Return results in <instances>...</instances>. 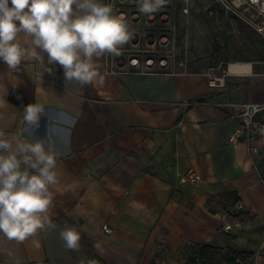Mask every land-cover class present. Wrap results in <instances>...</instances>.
I'll use <instances>...</instances> for the list:
<instances>
[{"label": "crops", "instance_id": "1", "mask_svg": "<svg viewBox=\"0 0 264 264\" xmlns=\"http://www.w3.org/2000/svg\"><path fill=\"white\" fill-rule=\"evenodd\" d=\"M210 12L205 22L189 5L179 15L177 9L179 50L184 42L191 50L187 59L172 58L168 71L112 73L105 53L96 58L98 77L81 85L65 81L62 67L48 64L46 55L44 62L25 59L16 70L0 61V138L44 140L58 174L48 212L56 227L22 242L0 233V264H155L165 256L171 264H191L180 256L191 245L264 264V139L255 141L258 166L244 141L229 140L237 121L219 105L264 100V39L223 7ZM160 13L143 14L129 31L120 67L128 52L155 42ZM218 22L224 25L216 40ZM19 39L23 44L27 37ZM219 40L241 44L243 58L227 61L229 76L213 86L209 73L219 75L222 67ZM232 63L250 66L232 71ZM35 103L45 112L31 126L24 109ZM191 172L202 181L186 179ZM236 199L249 217L228 233L221 212ZM65 225L79 233L78 250L65 247Z\"/></svg>", "mask_w": 264, "mask_h": 264}, {"label": "clouds", "instance_id": "2", "mask_svg": "<svg viewBox=\"0 0 264 264\" xmlns=\"http://www.w3.org/2000/svg\"><path fill=\"white\" fill-rule=\"evenodd\" d=\"M136 2L148 15L167 4ZM21 34L27 37L23 44ZM128 39L124 17L102 0H0V61L10 70L25 59L44 62L46 55L48 64L62 67L65 81L91 84L99 75L96 58L119 55L118 48ZM44 112L41 105L29 104L24 120L38 126ZM57 183L56 156L44 140L0 138V233L22 242L38 230L55 228L48 212L53 200L50 186ZM60 237L67 249H79L74 227L65 225Z\"/></svg>", "mask_w": 264, "mask_h": 264}, {"label": "built area", "instance_id": "3", "mask_svg": "<svg viewBox=\"0 0 264 264\" xmlns=\"http://www.w3.org/2000/svg\"><path fill=\"white\" fill-rule=\"evenodd\" d=\"M220 2L224 9L232 15L241 19L248 27L255 31L262 39H264V0H216ZM170 2V8L165 6L160 9L161 24L158 27L156 40L152 44L140 47L135 51L128 52L126 68L120 67L118 64V55L108 53V63L110 72H139L150 73L154 71H168L172 58L178 59L179 56L187 59L191 50L189 43L184 42L183 51L179 50L180 37L179 25L175 19L177 11V0H167ZM106 5L113 9V13L117 16H123L129 27V31L136 28V23L141 20L143 13L139 11L136 0H107ZM185 10H188L185 8ZM151 15V14H150ZM144 14V16H150ZM125 49L120 46L118 52H123ZM264 63V62H263ZM186 66V65H185ZM216 69V68H215ZM213 70V68H211ZM220 74H211L210 84L219 86L224 83V80L229 76L227 68H220ZM260 75L264 76V72ZM220 106L230 108L232 112L230 116L237 121V127L229 135L231 142L244 141L247 144L248 152L252 157L254 164L258 165L257 154L260 148L255 144L257 139H264V100H246V101H225L220 102ZM186 179L200 182L202 177L196 173H188ZM264 184V178L262 179ZM224 219L223 230L228 233H233L240 230L249 217V211L245 204L236 199L231 204L227 205L221 212ZM106 233H112L111 227L104 226ZM191 255L185 246L180 253V256L187 260ZM197 264H206L200 255L195 256ZM155 264H171L170 259L158 257Z\"/></svg>", "mask_w": 264, "mask_h": 264}, {"label": "rangeland", "instance_id": "4", "mask_svg": "<svg viewBox=\"0 0 264 264\" xmlns=\"http://www.w3.org/2000/svg\"><path fill=\"white\" fill-rule=\"evenodd\" d=\"M102 3L106 4L107 0H103ZM177 6H178V15H179V11L182 9L183 6L185 5H189L190 6V11L191 12H198L199 16H201V18L203 20H205V22H208V20H210V18L212 17L211 12L213 11V13L215 14L218 11H221L223 5L216 1V0H177ZM171 6V5H170ZM169 6V8H170ZM224 8V7H223ZM177 23L179 24V22L177 21ZM224 25L223 22L221 23H217L214 24V29L212 33H215V37L216 40L218 38L219 32L221 31L219 29V26ZM227 28H231L230 24L228 23ZM220 41V47L218 54H217V61L218 62H222L221 65L223 68L226 67V62L233 59H240L243 58L242 54H243V49L241 47V44L237 45V43H235V41H231L230 42V46L225 43L224 45L221 44V40Z\"/></svg>", "mask_w": 264, "mask_h": 264}, {"label": "trees", "instance_id": "5", "mask_svg": "<svg viewBox=\"0 0 264 264\" xmlns=\"http://www.w3.org/2000/svg\"><path fill=\"white\" fill-rule=\"evenodd\" d=\"M187 249L191 252L187 262L191 264H197L195 261L196 255H200L206 264H242L244 260L243 255L239 252L208 245H191L187 246Z\"/></svg>", "mask_w": 264, "mask_h": 264}, {"label": "bare ground", "instance_id": "6", "mask_svg": "<svg viewBox=\"0 0 264 264\" xmlns=\"http://www.w3.org/2000/svg\"><path fill=\"white\" fill-rule=\"evenodd\" d=\"M250 66L249 63H232L230 68L232 71L240 70V69H247Z\"/></svg>", "mask_w": 264, "mask_h": 264}]
</instances>
